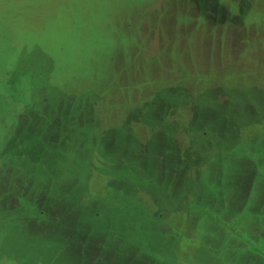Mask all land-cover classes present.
Segmentation results:
<instances>
[{
  "label": "rangeland",
  "instance_id": "1",
  "mask_svg": "<svg viewBox=\"0 0 264 264\" xmlns=\"http://www.w3.org/2000/svg\"><path fill=\"white\" fill-rule=\"evenodd\" d=\"M0 264H264V0H0Z\"/></svg>",
  "mask_w": 264,
  "mask_h": 264
}]
</instances>
